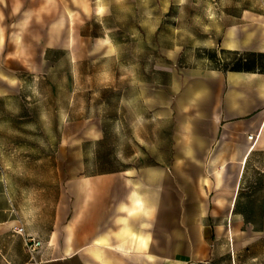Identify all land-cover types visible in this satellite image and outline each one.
Returning <instances> with one entry per match:
<instances>
[{
  "label": "crops",
  "instance_id": "0c3cea01",
  "mask_svg": "<svg viewBox=\"0 0 264 264\" xmlns=\"http://www.w3.org/2000/svg\"><path fill=\"white\" fill-rule=\"evenodd\" d=\"M56 10L89 6L0 0V102L22 94L16 72L89 38L83 27L74 38ZM212 52L145 85L112 155L102 122L86 119L59 136L54 123L48 150L1 159L0 264H264V167L247 181L264 162V26L233 24ZM30 131L24 141L42 140ZM26 236L43 242L33 258Z\"/></svg>",
  "mask_w": 264,
  "mask_h": 264
},
{
  "label": "rangeland",
  "instance_id": "374dc122",
  "mask_svg": "<svg viewBox=\"0 0 264 264\" xmlns=\"http://www.w3.org/2000/svg\"><path fill=\"white\" fill-rule=\"evenodd\" d=\"M85 1L89 10L56 13L62 19L66 14L74 38L80 27L89 38L75 39L72 53L50 52L38 71L16 72L27 78L22 94L0 102V162L8 157L16 161L17 150H48L44 138L54 133V123L59 136L66 121L86 119L102 122L107 137L101 147L112 155L113 132L121 131L124 145L127 122L141 109L137 101L146 84L162 79V68L210 61L224 30L233 24L264 26V0ZM98 2L103 10H95ZM244 11L254 20L242 19ZM30 130H37L42 140L24 141ZM258 167L264 162L252 164L249 183L257 181Z\"/></svg>",
  "mask_w": 264,
  "mask_h": 264
},
{
  "label": "built area",
  "instance_id": "2783aa9c",
  "mask_svg": "<svg viewBox=\"0 0 264 264\" xmlns=\"http://www.w3.org/2000/svg\"><path fill=\"white\" fill-rule=\"evenodd\" d=\"M249 139L253 138V135H249L248 136ZM13 232L15 234H22L23 233V229L22 227H17L13 229ZM43 247V242L33 236H26L25 238V248L26 251L28 252V254L33 258V256H35L40 249Z\"/></svg>",
  "mask_w": 264,
  "mask_h": 264
}]
</instances>
